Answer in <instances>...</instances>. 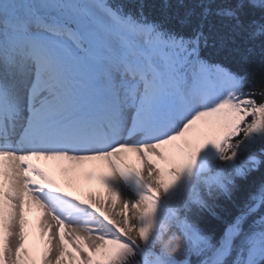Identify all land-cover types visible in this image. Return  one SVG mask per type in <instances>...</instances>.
Masks as SVG:
<instances>
[{
	"label": "snow or ice",
	"instance_id": "snow-or-ice-1",
	"mask_svg": "<svg viewBox=\"0 0 264 264\" xmlns=\"http://www.w3.org/2000/svg\"><path fill=\"white\" fill-rule=\"evenodd\" d=\"M257 39L264 0H0V264H264V179L196 223L264 170Z\"/></svg>",
	"mask_w": 264,
	"mask_h": 264
},
{
	"label": "trees",
	"instance_id": "trees-1",
	"mask_svg": "<svg viewBox=\"0 0 264 264\" xmlns=\"http://www.w3.org/2000/svg\"><path fill=\"white\" fill-rule=\"evenodd\" d=\"M128 2V0H123ZM161 0H147L150 5L159 6ZM175 5L178 0H170ZM185 4L192 6L197 3L198 0H184ZM221 0H217L220 3ZM251 46L255 48V54L250 57L248 65L244 66V70L249 73V85L248 87H258L261 83V76L264 75V57L261 56V47L264 46V39H257L256 41L249 42ZM233 67L235 64L233 63ZM264 179V170L255 173L252 179L243 184L241 188L235 193L232 200L221 201L214 212H204L200 214L196 220L197 226L202 232L213 240H218L225 232L227 226L233 221L234 217L240 213L245 203L251 194L257 191L258 184ZM159 248V245H157ZM173 255L180 259L185 255V247L183 239L180 238L177 241L176 248Z\"/></svg>",
	"mask_w": 264,
	"mask_h": 264
},
{
	"label": "bare ground",
	"instance_id": "bare-ground-1",
	"mask_svg": "<svg viewBox=\"0 0 264 264\" xmlns=\"http://www.w3.org/2000/svg\"><path fill=\"white\" fill-rule=\"evenodd\" d=\"M98 172V169H94L91 166H87L84 170L81 171V173L78 176V180L80 185L83 186V190L81 191V195L84 197H87V195L90 194V191L94 192L95 188H89L90 183L92 185L95 184V181H89V175H95ZM54 177L57 179V182L65 188H68L67 180L69 177H66L65 174L59 170L56 169L53 172ZM42 217L41 210H39L37 207H33L32 210L27 215V220L29 221V224L32 227L33 236L30 237L31 239H35L37 242H39L38 232H39V223Z\"/></svg>",
	"mask_w": 264,
	"mask_h": 264
}]
</instances>
